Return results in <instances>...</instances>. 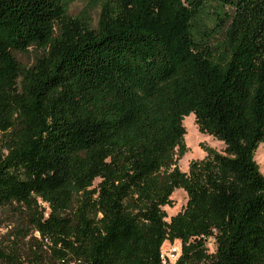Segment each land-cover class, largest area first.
<instances>
[{
    "label": "trees",
    "instance_id": "obj_1",
    "mask_svg": "<svg viewBox=\"0 0 264 264\" xmlns=\"http://www.w3.org/2000/svg\"><path fill=\"white\" fill-rule=\"evenodd\" d=\"M97 4L0 0V212L46 240L36 264H165V240L173 264H264V0ZM190 113L223 149L184 172Z\"/></svg>",
    "mask_w": 264,
    "mask_h": 264
},
{
    "label": "rangeland",
    "instance_id": "obj_2",
    "mask_svg": "<svg viewBox=\"0 0 264 264\" xmlns=\"http://www.w3.org/2000/svg\"><path fill=\"white\" fill-rule=\"evenodd\" d=\"M66 10L71 16L87 14L92 24H95L98 4L97 0H66ZM212 10V9H211ZM210 10V11H211ZM206 24L205 30L213 34L214 27L212 23L203 20ZM204 24L199 25V29L204 30ZM221 37L214 33V40L211 42L216 45ZM37 51L29 48L26 52L17 53L16 56L21 64L29 66L33 63ZM182 125L185 129L182 141L186 147V152L178 158L177 165L181 171L187 172L192 160H199L205 156V151L201 145H206L220 152L223 149V143L213 136L202 133L198 130L195 123L194 114L190 113L183 117ZM2 143L0 142V148ZM254 160L259 167V171L264 175V142L257 145L254 151ZM98 179L94 180L96 184ZM171 204L163 206L166 213L165 220L182 210L186 203V193L182 189H175L170 196ZM46 206V204H42ZM48 209L46 208L45 214ZM22 223V224H20ZM25 221L18 222V215L10 210L0 212V249L7 254V260L0 261V264H36V256L46 248V240H42L36 231L24 225ZM207 251H214V243L211 238L206 243ZM161 255L165 264H173L180 253V241L165 240L161 246Z\"/></svg>",
    "mask_w": 264,
    "mask_h": 264
},
{
    "label": "built area",
    "instance_id": "obj_3",
    "mask_svg": "<svg viewBox=\"0 0 264 264\" xmlns=\"http://www.w3.org/2000/svg\"><path fill=\"white\" fill-rule=\"evenodd\" d=\"M162 259H163V256L161 255ZM163 262L165 263L164 259H163Z\"/></svg>",
    "mask_w": 264,
    "mask_h": 264
}]
</instances>
